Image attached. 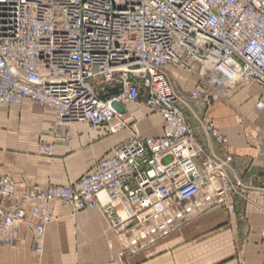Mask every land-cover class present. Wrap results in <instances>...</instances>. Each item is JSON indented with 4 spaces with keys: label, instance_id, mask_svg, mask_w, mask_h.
I'll use <instances>...</instances> for the list:
<instances>
[{
    "label": "built area",
    "instance_id": "1",
    "mask_svg": "<svg viewBox=\"0 0 264 264\" xmlns=\"http://www.w3.org/2000/svg\"><path fill=\"white\" fill-rule=\"evenodd\" d=\"M167 68L196 75L191 97L207 106L245 83L264 92V0H0V105L28 100L60 126L99 130L122 119L113 104L123 102L164 123L162 137L124 145L72 186L20 187L0 176V243L17 244L26 229L41 255L54 203L100 211L126 251L211 208L235 212L242 185L196 140ZM202 128L228 143L212 121ZM58 142L67 138L40 153L53 157Z\"/></svg>",
    "mask_w": 264,
    "mask_h": 264
},
{
    "label": "crops",
    "instance_id": "2",
    "mask_svg": "<svg viewBox=\"0 0 264 264\" xmlns=\"http://www.w3.org/2000/svg\"><path fill=\"white\" fill-rule=\"evenodd\" d=\"M166 73L198 143L242 185L246 199L230 201L235 212L211 208L167 238L126 251L100 211L75 212L54 203L42 254L35 253L32 233L22 229L19 247L0 245V264H264V111L256 108L263 90L241 87L205 107L191 97L196 75L172 68ZM118 109L121 120L92 130L87 124L58 128L54 111L28 100L0 105V176L20 187L72 186L124 145L163 136L162 118L144 106L124 103ZM206 119L227 144L203 130ZM57 136L67 142L56 143L53 157L42 155L39 148Z\"/></svg>",
    "mask_w": 264,
    "mask_h": 264
},
{
    "label": "rangeland",
    "instance_id": "3",
    "mask_svg": "<svg viewBox=\"0 0 264 264\" xmlns=\"http://www.w3.org/2000/svg\"><path fill=\"white\" fill-rule=\"evenodd\" d=\"M241 87H253V88H255L257 91L261 92V89L258 88L257 85L254 84V83H246V84H243V85L241 84L240 86L236 87L234 91H235V92L238 91ZM234 91H233V93H234ZM231 95H232V94H231ZM229 96H230V95H229ZM229 96H227V97H229ZM227 97H226V98H227ZM196 102L202 104V105L205 106V107L207 106V105H205V104H204L203 102H201V101L196 100ZM32 104H33V103H32ZM122 104H124V103L122 102V103H120V104H118V105L116 106V107H117V108H116V111H117V114H118V115H122V111H120V110L118 109L119 107L122 108ZM34 105H35V104H34ZM37 106H38V105H37ZM11 107H17V106H11ZM56 127H58V128H62V127H65V126H60V125H58V122H57V120H56ZM58 128H57V129H58ZM116 131H117V129L114 128V129H113V132H116ZM118 237H119V236H118ZM119 238H120V237H119ZM121 241H122V239H121ZM19 243H20V241H19L17 244H15V245L2 244V243H0V245H8V246H10L11 248H15V247H17V246H18V247L20 246ZM122 245H123V247H124V243H123V241H122ZM37 255H38V254H37Z\"/></svg>",
    "mask_w": 264,
    "mask_h": 264
},
{
    "label": "water",
    "instance_id": "4",
    "mask_svg": "<svg viewBox=\"0 0 264 264\" xmlns=\"http://www.w3.org/2000/svg\"><path fill=\"white\" fill-rule=\"evenodd\" d=\"M120 92L118 90H109L108 91V96H113V95H118Z\"/></svg>",
    "mask_w": 264,
    "mask_h": 264
},
{
    "label": "bare ground",
    "instance_id": "5",
    "mask_svg": "<svg viewBox=\"0 0 264 264\" xmlns=\"http://www.w3.org/2000/svg\"><path fill=\"white\" fill-rule=\"evenodd\" d=\"M188 74V73H187ZM190 75V74H189ZM246 84V83H245ZM243 85V84H242ZM240 86V85H239ZM32 103V102H31ZM34 104V103H33ZM118 104H120V103H118V102H116V103H114L113 104V109L116 111V106L118 105ZM36 105V104H35ZM116 105V106H115ZM39 106V105H38ZM41 107V106H40ZM183 111V110H182ZM116 113H117V111H116ZM69 126V125H68Z\"/></svg>",
    "mask_w": 264,
    "mask_h": 264
}]
</instances>
